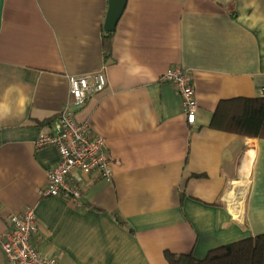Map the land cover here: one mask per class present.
<instances>
[{
  "label": "crops",
  "instance_id": "1",
  "mask_svg": "<svg viewBox=\"0 0 264 264\" xmlns=\"http://www.w3.org/2000/svg\"><path fill=\"white\" fill-rule=\"evenodd\" d=\"M109 6L0 0V232L33 208L32 243L60 264L203 259L264 234V138L211 127L220 106L264 99V0H127L106 58ZM172 67L192 74L194 125L161 80ZM94 73L106 88L78 117L105 139L113 178L74 172L78 206L44 196L60 155L36 141L73 102L69 77Z\"/></svg>",
  "mask_w": 264,
  "mask_h": 264
},
{
  "label": "built area",
  "instance_id": "2",
  "mask_svg": "<svg viewBox=\"0 0 264 264\" xmlns=\"http://www.w3.org/2000/svg\"><path fill=\"white\" fill-rule=\"evenodd\" d=\"M161 80L171 84L180 94L186 121L194 125L199 106L190 71L172 67ZM106 85L107 78L103 73L69 77L73 102L57 117L53 134L42 135L36 141L37 149L55 147L60 155L58 164L47 173L48 182L43 193L45 197L60 198L82 206V192L70 182L74 172L86 175L99 173L102 179L112 180V162L108 157L105 139L95 133L90 120H80L78 117V111L94 95L104 91ZM8 223V230L0 232V244L9 264H60L56 258L42 255L32 243V237L39 231L33 208L20 215H11Z\"/></svg>",
  "mask_w": 264,
  "mask_h": 264
},
{
  "label": "trees",
  "instance_id": "3",
  "mask_svg": "<svg viewBox=\"0 0 264 264\" xmlns=\"http://www.w3.org/2000/svg\"><path fill=\"white\" fill-rule=\"evenodd\" d=\"M113 33L104 34L106 58L111 57ZM211 127L235 134L264 138V99H245L236 108L220 106ZM118 221L122 223L120 219ZM166 258L169 264H264V234L215 248L203 259L195 258L193 253L170 252H166Z\"/></svg>",
  "mask_w": 264,
  "mask_h": 264
},
{
  "label": "water",
  "instance_id": "4",
  "mask_svg": "<svg viewBox=\"0 0 264 264\" xmlns=\"http://www.w3.org/2000/svg\"><path fill=\"white\" fill-rule=\"evenodd\" d=\"M127 0H110L104 30L112 33L116 30L117 25L126 9Z\"/></svg>",
  "mask_w": 264,
  "mask_h": 264
}]
</instances>
